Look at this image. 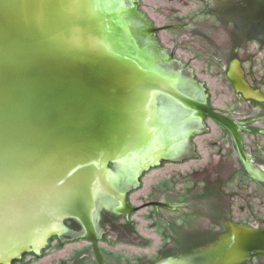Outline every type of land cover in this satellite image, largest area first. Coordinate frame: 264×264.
Returning a JSON list of instances; mask_svg holds the SVG:
<instances>
[{
  "label": "water",
  "instance_id": "1",
  "mask_svg": "<svg viewBox=\"0 0 264 264\" xmlns=\"http://www.w3.org/2000/svg\"><path fill=\"white\" fill-rule=\"evenodd\" d=\"M144 18L143 0H0V264L38 251L68 218L107 264L96 198L110 192L115 211H135L113 185L177 151L166 148L159 94L224 127L250 165L240 123L154 68ZM230 226L221 264L264 256V228Z\"/></svg>",
  "mask_w": 264,
  "mask_h": 264
},
{
  "label": "rangeland",
  "instance_id": "2",
  "mask_svg": "<svg viewBox=\"0 0 264 264\" xmlns=\"http://www.w3.org/2000/svg\"><path fill=\"white\" fill-rule=\"evenodd\" d=\"M143 3L145 15L157 26L182 23L189 16L200 21L203 17L207 18L199 10L202 6L197 0H143ZM186 34L182 30L165 29L153 35L154 38L149 36L155 61L154 68L170 76L175 74L173 71L180 70L181 76L178 74L180 79L177 83L180 91L192 97L206 98L218 108L230 110L234 102L228 81L219 74L216 63L203 57L190 61L192 55L197 50L200 52L199 49L205 44L201 42L202 39L194 38V46H198V49L193 48L187 41ZM155 37L163 48H157ZM260 47L261 43L254 42L247 44L246 51L248 53L261 51L262 54ZM168 49H173L178 58L171 67L168 66V62L161 61L168 55ZM183 60L188 61L190 66L185 69L180 68ZM255 61L258 63L257 60ZM243 62L247 69L248 62ZM259 64L254 67L256 71ZM192 76L196 80H190ZM193 81L202 86V89L193 85ZM159 97L167 139L166 148L168 142L175 143L177 157L171 161L168 160L167 155L143 170L141 178H138L139 186L135 177L136 170L125 176L120 184L116 183L113 186L116 191L125 193L131 205H140L148 200H160L175 205V208L160 209L158 213H153L151 207H144L130 213L127 216L128 223H133L131 224L134 226L133 233L139 237L135 239L131 233L129 235V232H125L126 235L118 233L119 218H112L113 221L107 219L109 209L117 206L116 199L109 194L110 192L99 195L95 200L93 221L99 235L98 244L102 250L100 252L104 254L108 264H136V259L139 257L142 259L155 257L160 251L152 250L163 247L166 242L167 226L158 216L168 218V248L172 247V249L176 246L181 247L186 235L196 234L208 227L212 228L209 222L215 215L221 217V220L225 216H230L239 222L237 225L250 227H255L254 223H257L258 219H264V182L261 181L260 176L252 173L256 179H251L243 171L240 162L233 155L235 152L233 143L223 128L207 119L199 130L192 132L186 140L182 139L186 130L198 125L189 122L186 130H183L181 122L173 127L175 122L185 119L187 112L169 100L168 96L159 94ZM258 139L264 143V139ZM247 147L260 156L252 142H248ZM186 153H188L187 158L181 159ZM219 153L228 154L225 157H228L226 160L230 166V169L224 170L220 177L214 172L220 168L216 166L214 159ZM233 165H236L237 170H233ZM215 177H217L216 181L213 180ZM216 185L221 186V191L216 189ZM70 220L68 218L57 226L61 232L58 231L45 239L38 250L41 252L40 255H32L33 250L24 251L20 257L12 259L11 264H96L90 242L85 239L82 231L70 229L68 225ZM245 222L249 225L244 224ZM258 224L263 226V223ZM220 225L223 227V224ZM57 234L61 236L54 237ZM123 236H127L129 241H122ZM179 255L182 256L168 254V259L175 256L178 258ZM261 261L264 264V259Z\"/></svg>",
  "mask_w": 264,
  "mask_h": 264
},
{
  "label": "flooded vegetation",
  "instance_id": "3",
  "mask_svg": "<svg viewBox=\"0 0 264 264\" xmlns=\"http://www.w3.org/2000/svg\"><path fill=\"white\" fill-rule=\"evenodd\" d=\"M197 1L199 2L200 6H202L199 10L201 11V13H203V15L207 16L206 19H204L203 17L201 19L202 21L198 19L194 20L192 16L188 15L189 17L182 23H168L162 26H157L154 24L153 20L146 15V18L144 19H148L149 22L146 20L147 25L143 26L142 28L145 29L147 33L140 34L148 35V32L151 31V34H149V36L154 38L153 35L161 30H182L187 33V41L191 43V46L193 48L197 49L198 46H194L195 42L193 40L194 38L196 40L202 39L201 42H203L205 46L199 49L200 52H198L197 50V52H195L190 58V61L192 59L197 60L203 57L209 61L216 63L219 74L225 77L230 85V89L233 95L232 102L234 103L231 105L230 110H225L213 105L211 101L206 98H195L206 99L215 109L232 117L240 123L242 127L241 135H243L244 133L249 135L250 142L254 144V149L258 150L257 153H260V156H257L255 151L252 152L249 148L246 149L244 145L246 153L250 160V165L246 167L243 165L236 151L233 155H235V158L240 162L243 171H245V173L251 179H256L255 175H258L261 177V181L264 182V143H261L258 139H264V46H262V44H264V0ZM135 4H137L138 6L139 2ZM156 39L157 38L155 37V41H157ZM254 42L261 43L260 48L262 50V54L261 51H254L251 53H248L246 51L247 44H253ZM157 43V47L163 48L159 41H157ZM164 58L165 62H168L169 67H171L172 63L176 62L178 59L173 49H168V55ZM255 60H257L258 63H256ZM243 61L248 62L247 69L244 67ZM258 64L259 68L256 71L254 67H256V65ZM188 66H190L189 62L183 60L180 68L185 69ZM191 70L193 69L191 68ZM258 70H261V72H258ZM173 72H175L176 76H178V74L179 76H181L180 70H176ZM190 80L196 79L194 76H192ZM243 81L247 85L246 93H243L238 88V86L241 85ZM193 85H195L198 89H202V86L195 82L193 83ZM168 99L172 100L169 97ZM184 110L187 112L185 119H182L180 122H175L173 127L178 126V124L181 122L183 123V130H186L189 122H195L198 125V127L186 130V134H184V137L182 138L186 140L192 132L199 130V127L205 122V120L209 118H206L203 121H199L198 119L190 117L189 110ZM213 122L221 126L217 122ZM222 128L230 137L228 131L224 127ZM226 155L228 154L219 153L216 158L214 157V159L216 160V166H220L219 169L214 170L216 175L219 177L224 170L230 169V166L228 165V162L226 160L228 157H225ZM187 156L188 153L182 156L181 159H185L187 158ZM175 157L177 156L171 155L170 157H168V160L172 161ZM233 166V170H237L235 167L236 165ZM252 173L255 175H253ZM141 174L142 172L137 175L138 186L140 185V179L138 180V178H141ZM213 180L216 181L217 177H215V179ZM220 187V185H216V189L218 191H221ZM152 201L161 202L166 205L170 204L167 201L148 200L141 203L140 205H131L127 200L128 205L135 207L139 206V208L135 211L126 213L117 212L114 210V207H112L111 209H109L110 213L107 214V219H109V221L110 219L111 221H113L112 218H119L117 222L119 224L117 229L118 233L121 235H126L125 232H129V235L131 233L135 239H139V237L135 233H133L134 226L131 225L133 223H128L129 221L127 219V216L130 213L136 212L144 207H151L153 213H158L160 209L168 210L175 208V205L173 204H170L172 206L171 208L162 206L154 207L153 205H147L143 207L141 206L144 203ZM158 218H161L164 224H166L167 226L165 228L166 242L164 243L163 247H158L152 250L160 251L155 257L151 259H142L139 257L136 259V264H221V259L223 256L222 252L224 251V247L222 245L224 244V240L226 239V237L229 236L232 232L230 224H239L238 221L230 216H225L221 220V217L215 215L214 218L209 222V224H212V228L208 227L205 230H200L196 234L194 233L191 235H186L184 237V239H186L182 240V246H176L172 249V247L168 248V218L165 219L162 216H158ZM70 219L71 220L68 222L70 229L74 231H76L75 229H78L84 233L82 224L77 219ZM258 223H263V226L261 227ZM220 224H223V227ZM244 224L248 223L245 222ZM254 225L255 227L253 228L263 229L264 219H258V222L254 223ZM59 232H61V230ZM60 236V234H57L54 237L59 238ZM85 239L87 238L85 237ZM121 240L126 242L129 241L127 236H123ZM100 251L102 250L100 249ZM168 251H172V253H168ZM174 251H177V253H173ZM31 254L40 255L41 252L32 251ZM168 254H181L182 256L179 255L178 258L177 256H175L168 259ZM102 255L106 263L108 264V261L106 260V257L103 253ZM262 259H264V256L254 255L253 252H249L240 260L230 262L228 264H263L261 261Z\"/></svg>",
  "mask_w": 264,
  "mask_h": 264
},
{
  "label": "crops",
  "instance_id": "4",
  "mask_svg": "<svg viewBox=\"0 0 264 264\" xmlns=\"http://www.w3.org/2000/svg\"><path fill=\"white\" fill-rule=\"evenodd\" d=\"M243 142H244V145L246 147V149L248 148L247 145H248V142H250L249 140V135H247L246 133H244L243 135Z\"/></svg>",
  "mask_w": 264,
  "mask_h": 264
},
{
  "label": "bare ground",
  "instance_id": "5",
  "mask_svg": "<svg viewBox=\"0 0 264 264\" xmlns=\"http://www.w3.org/2000/svg\"><path fill=\"white\" fill-rule=\"evenodd\" d=\"M174 102V101H173ZM175 103V102H174ZM138 169V167L135 169V170H137ZM117 202V204H118V201H116Z\"/></svg>",
  "mask_w": 264,
  "mask_h": 264
}]
</instances>
